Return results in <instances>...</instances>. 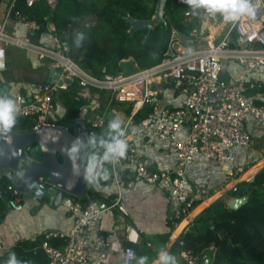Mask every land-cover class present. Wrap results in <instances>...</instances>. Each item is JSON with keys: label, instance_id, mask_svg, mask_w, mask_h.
<instances>
[{"label": "built area", "instance_id": "obj_1", "mask_svg": "<svg viewBox=\"0 0 264 264\" xmlns=\"http://www.w3.org/2000/svg\"><path fill=\"white\" fill-rule=\"evenodd\" d=\"M24 1L31 6L40 0ZM43 1L54 10L58 0ZM14 3L15 0H0V47L16 45L30 49L40 57L51 58L55 64L53 81L36 85L28 99L14 96L18 106L17 119L29 118L30 131L42 126L60 125L50 118L55 108V95L77 83L80 87L107 91L112 100L130 103L135 110L149 107L147 116L138 124L149 127L153 137L166 141L175 149L177 162L173 168H151L149 160L137 153L134 139L128 132L132 120L129 117L123 125L129 145L126 157L116 164H108L118 191L131 187L135 178L158 186L168 191L174 203V217L185 218L194 209L196 201L186 184L188 166L197 163L200 158L216 163H236L235 149L247 147L251 141L248 121L264 122V105L255 103L247 95L251 89L264 88L263 82L249 77L252 70L264 67V0H251L255 16H243L231 23L227 34L217 43L210 39L202 42L204 38L201 34L206 23L215 15L201 9L205 20L188 33L194 38V46L193 40H184L173 29L165 57L158 64L138 68L131 73H103L101 76L93 75L74 61L68 55L67 44L57 36L53 38V46L45 48L8 34L5 26L12 18L25 28L35 26V22L27 20L25 14L13 9ZM126 18L129 19V15ZM91 21V17L87 22L84 19L85 25ZM50 28L55 31L53 24ZM228 60L238 61L243 67L234 80L221 77ZM56 69L60 70L59 73ZM164 86H170L183 98L182 105L173 107L163 103L161 95ZM261 96L264 98V92ZM103 122L100 117L89 126H61L72 134L86 133L89 137ZM235 170L243 171L239 164H236ZM48 187L46 176L37 177L32 191L34 197H43ZM231 190L235 191L236 185H232ZM6 194H9L7 205L20 210L22 193L8 182L2 183L0 200ZM83 197L87 199L85 203L81 200ZM116 204L117 201H113L101 206L98 200L88 199V191L82 197H74L67 206L73 218L71 227L67 231L49 230L43 233L41 247L48 258L47 264H107L113 247L111 241L100 234V223L104 212ZM181 254L188 264H195V259L186 252ZM135 257V249L125 245L118 264H131ZM201 258L205 264H212L208 254L203 253Z\"/></svg>", "mask_w": 264, "mask_h": 264}, {"label": "crops", "instance_id": "obj_2", "mask_svg": "<svg viewBox=\"0 0 264 264\" xmlns=\"http://www.w3.org/2000/svg\"><path fill=\"white\" fill-rule=\"evenodd\" d=\"M187 12H192L186 18L187 21L192 22L189 18L196 14V10L190 8ZM51 24L54 25L51 20H47L45 27H40L35 23L34 28L28 29L12 18L6 23L5 30L8 34L25 42L51 48L53 38L56 36L51 31ZM194 27L197 28L195 25ZM178 32L182 35V32ZM184 40L189 39L184 38ZM0 55L4 62V68L0 70V87L7 86L2 93L4 95L11 93L13 96L21 95L28 99L36 85L45 84L53 79L51 70L55 64L49 57H40L36 52L16 45L1 46ZM242 69L238 61L228 60L224 70L225 77L228 80H234ZM249 77L264 83V67L252 70ZM161 96L163 103L168 106L177 107L183 103V98L170 86H164ZM100 104L102 107L98 106ZM128 105L130 103L112 100L107 91L84 88L73 83L67 90L59 91L55 95V108L50 118L60 125H68L66 121H74L75 125L78 121H83L89 126L91 122L100 117L105 121L107 117L110 119L118 115L124 125L128 118L137 111L131 108L130 114H127L125 109ZM259 123L263 122L248 121L247 126L250 133L253 126ZM128 132L134 139L138 155L148 159L151 168L167 169L176 165L175 149L166 141L153 137L149 127L140 126L138 122L131 120ZM239 152L235 150L236 163H216L207 158H200L197 163L188 166L187 188L196 199L202 201L194 209L201 206L204 201L209 202L207 205L220 199L224 201L223 196L226 193L229 194L226 200L233 198L230 195L231 190L225 189V186L229 185L228 180L229 183L234 182L232 185L238 183L236 182L238 181L237 176H231V169L235 171L236 164L240 165L236 155ZM104 167L107 169V172H104L108 178L103 179L102 184L97 188L101 193L98 201H102L105 205H109L107 201L112 198H114L113 201H117L114 207L104 212L100 223V234L111 241L113 247L108 254L107 264L119 263L120 252L125 245L132 246L136 252V257L131 264H137L138 252L145 247L152 250L166 248L169 251L179 234L184 232L191 220L207 206L197 209L196 213L188 217L193 209L187 216L184 227L174 235L177 226L186 217L175 224L169 232L168 222L175 217L174 203L167 190L135 178L131 187L118 191L111 177L109 165L105 164ZM227 178L229 179L226 181ZM2 183L5 181L0 179V188H2ZM221 185H224V188ZM64 203L67 202L64 201ZM67 206L65 204L54 206L45 194L40 198H23L22 208L15 210L7 205L5 195L0 200V264H5L10 252H15L18 259L27 261L28 264H40L44 256L38 251H11V249L19 243L31 244L41 239L45 231H67L73 220ZM168 232L167 240L161 244L160 237L167 235ZM180 257L184 259L181 253ZM155 260L156 258H153L147 264H155Z\"/></svg>", "mask_w": 264, "mask_h": 264}, {"label": "trees", "instance_id": "obj_3", "mask_svg": "<svg viewBox=\"0 0 264 264\" xmlns=\"http://www.w3.org/2000/svg\"><path fill=\"white\" fill-rule=\"evenodd\" d=\"M13 9L25 14L27 20L34 21L40 27H45L47 20H51L55 26L53 33L69 47L68 55L95 76L103 73H131L133 69L127 68L129 64L135 65V69L154 66L165 57L173 29L188 34L193 28V23L186 20V12L190 9L186 0H168L164 7V22L150 30H133L126 15L137 21L149 20L155 14L156 0H58L54 10L43 0L31 6H27L24 0H15ZM87 16H92L93 21L85 27L84 19ZM221 77L228 80L224 72ZM262 92L264 88L251 89L247 95L255 103L264 105V98L260 96ZM131 108V104L127 106V114H130ZM149 111V107H141L131 116L132 120L139 122ZM108 120L107 117L103 125L95 130L98 137L106 132ZM65 123L70 127L75 125L74 121ZM13 129L18 132L30 131L29 118L17 119ZM92 151L102 152L97 147H91L87 156ZM29 152L33 158L41 157L37 145H31ZM260 165L258 162L244 169L245 179L236 184L235 191H230L231 197L243 198L240 206L230 208L227 202L220 199L209 205V202L204 201L191 212L193 215L197 209L207 205L171 245L169 252L177 264H188L181 259V252H186L197 264H205L201 258L203 253L208 254L212 264H264V163ZM102 182L103 179L99 185ZM98 186L90 184L88 199L101 198ZM81 200L84 203L87 201L84 197ZM113 200L107 203L111 204ZM201 202L196 199L194 206ZM182 218L180 216L168 222L169 232ZM187 219L179 223L174 235L184 227ZM169 232L160 237L161 244L167 240ZM43 240L42 236L31 244L19 243L11 251H38L44 256L40 264H47L48 258L41 247ZM50 243L57 244L54 241ZM158 251L159 248L152 250L145 247L141 253L138 252V256H148V263L156 258Z\"/></svg>", "mask_w": 264, "mask_h": 264}, {"label": "water", "instance_id": "obj_4", "mask_svg": "<svg viewBox=\"0 0 264 264\" xmlns=\"http://www.w3.org/2000/svg\"><path fill=\"white\" fill-rule=\"evenodd\" d=\"M167 1L156 0L155 14L149 20L137 21L129 18L132 29L150 30L158 23L164 22V7ZM191 13L186 12V15ZM182 36L193 40L192 45H195L192 36L185 33H182ZM59 71L56 69L57 73ZM6 89L7 86H1L0 94ZM78 124L84 125V122L78 121ZM77 138L82 143L78 154L73 157L68 150ZM31 145L39 147L40 158L36 159L30 155ZM91 147L86 133L72 134L61 125H47L26 132L12 129L8 133L0 134V179L12 184L22 193L24 199H31L35 198L32 191L37 177L44 175L49 182L46 195L51 203L54 206L68 205L74 197H82L88 191L90 184L85 180L86 156ZM102 170L107 172L106 167ZM242 201L243 198L233 197L227 204L230 208H237ZM98 204L104 205L102 201H98Z\"/></svg>", "mask_w": 264, "mask_h": 264}, {"label": "clouds", "instance_id": "obj_5", "mask_svg": "<svg viewBox=\"0 0 264 264\" xmlns=\"http://www.w3.org/2000/svg\"><path fill=\"white\" fill-rule=\"evenodd\" d=\"M186 3L193 10L204 9L212 15L220 14L223 21L235 23L241 17L255 16V8L251 0H186ZM78 37L82 38L80 34ZM4 62L0 59V70H3ZM18 117V106L13 94H0V134L11 131ZM79 138L72 143L68 150L70 155L75 157L81 147ZM88 144L95 148L99 146L102 152L92 151L86 157L85 180L93 186H98L101 179L108 176L101 169L105 164H116L126 157L128 151V139L123 121L118 115L112 116L106 125V132L97 136L92 133L88 137ZM148 256L142 255L137 259V264H147ZM5 264H28L27 261L17 258L15 252H10ZM155 264H176L175 257L166 249L161 248L156 256ZM207 264V262H206Z\"/></svg>", "mask_w": 264, "mask_h": 264}, {"label": "rangeland", "instance_id": "obj_6", "mask_svg": "<svg viewBox=\"0 0 264 264\" xmlns=\"http://www.w3.org/2000/svg\"><path fill=\"white\" fill-rule=\"evenodd\" d=\"M194 16L192 18H189L193 22V26L199 27L201 22L205 20L201 9L196 10ZM93 18L92 16H89ZM88 16L86 17V22L88 21ZM91 23V22H90ZM231 23L226 24L220 14H216L214 19H209L208 24H206V27L203 30V33L201 34L204 40H202L203 43H205V40L210 39L214 43H217L221 38H223L229 29ZM85 27H88V24L85 25ZM210 36V38H208ZM127 68H132L133 71H135V65H128ZM131 71V72H133ZM99 107H102L101 104L98 105ZM236 151L239 150L240 152L237 155L238 161H240V166L242 167L243 171L240 173L238 171H234L231 169V176H238L237 179L239 182L241 180H244L243 177L244 172L248 169L247 167L252 166L258 162L261 163V165L264 163V123H259L257 125L253 126V129L251 130V141L247 147L242 148H236ZM260 165V166H261ZM246 169V170H244ZM229 178L226 179V181ZM234 182H230L229 180L227 184L228 186H225V189L231 190V185ZM226 184V183H225ZM224 188V185H221ZM229 197V194L226 193V195L223 196L224 201L228 202L229 200H226Z\"/></svg>", "mask_w": 264, "mask_h": 264}, {"label": "bare ground", "instance_id": "obj_7", "mask_svg": "<svg viewBox=\"0 0 264 264\" xmlns=\"http://www.w3.org/2000/svg\"><path fill=\"white\" fill-rule=\"evenodd\" d=\"M192 215H191V213H190V215L188 216V217H191ZM188 217H186V218H188ZM178 227V226H177Z\"/></svg>", "mask_w": 264, "mask_h": 264}]
</instances>
